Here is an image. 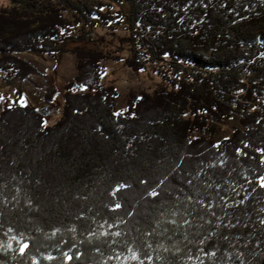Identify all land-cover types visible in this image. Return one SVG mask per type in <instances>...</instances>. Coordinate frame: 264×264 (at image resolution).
<instances>
[{"label":"trees","instance_id":"trees-1","mask_svg":"<svg viewBox=\"0 0 264 264\" xmlns=\"http://www.w3.org/2000/svg\"><path fill=\"white\" fill-rule=\"evenodd\" d=\"M10 2L4 80L31 79L25 53L77 76L53 125L0 112V264H264V0ZM109 60L160 82L118 114Z\"/></svg>","mask_w":264,"mask_h":264},{"label":"rangeland","instance_id":"rangeland-1","mask_svg":"<svg viewBox=\"0 0 264 264\" xmlns=\"http://www.w3.org/2000/svg\"><path fill=\"white\" fill-rule=\"evenodd\" d=\"M10 0H0V6L10 5ZM107 33V32H104ZM108 36V39L113 42L120 43L116 45V49L125 51V44H122L120 38L115 37V34ZM100 40H104L105 34H101ZM126 52V51H125ZM21 58L29 62L34 68L35 73L30 80L15 79L7 83L5 75H0V112L6 105H34L38 108L44 105L52 106L53 112L45 116L47 125H53L58 121L63 113L64 100L63 94L65 85L75 80L77 76L75 55L65 53L59 58L44 55L38 57L31 53L21 55ZM106 85H114L120 93L117 113L122 114L127 110L128 97L130 91L140 92L153 89L160 82V79L151 74V72L136 73L126 67L121 61L109 60L106 62ZM52 90H56L54 103L49 105L46 102L45 94ZM241 126L239 117H234L226 124L220 125L218 133L212 136L217 142H221L232 136L235 129Z\"/></svg>","mask_w":264,"mask_h":264},{"label":"built area","instance_id":"built-area-1","mask_svg":"<svg viewBox=\"0 0 264 264\" xmlns=\"http://www.w3.org/2000/svg\"><path fill=\"white\" fill-rule=\"evenodd\" d=\"M72 32H73V34H77V31L76 30H73Z\"/></svg>","mask_w":264,"mask_h":264},{"label":"snow or ice","instance_id":"snow-or-ice-1","mask_svg":"<svg viewBox=\"0 0 264 264\" xmlns=\"http://www.w3.org/2000/svg\"><path fill=\"white\" fill-rule=\"evenodd\" d=\"M61 34H63V33H61ZM101 78H103V75L101 76Z\"/></svg>","mask_w":264,"mask_h":264}]
</instances>
